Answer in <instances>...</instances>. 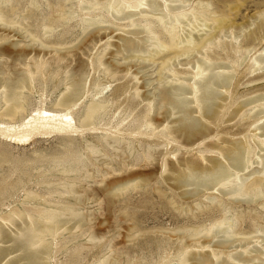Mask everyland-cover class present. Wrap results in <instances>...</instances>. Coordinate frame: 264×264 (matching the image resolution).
<instances>
[{
    "label": "bare ground",
    "instance_id": "1",
    "mask_svg": "<svg viewBox=\"0 0 264 264\" xmlns=\"http://www.w3.org/2000/svg\"><path fill=\"white\" fill-rule=\"evenodd\" d=\"M242 3L0 0V135L17 143L60 135L73 144L82 137L52 159L51 169L108 185V208L161 181L186 204L192 199L196 209H188L185 223L160 231L166 242L179 241L177 264H264V9L237 22ZM90 70L101 78L88 83ZM45 82H58V95L48 107L42 101L29 109L36 84ZM115 82L112 99L99 96ZM124 103L116 126H98ZM75 180H65L59 194L73 203L0 217V264H50L53 242L65 231L86 227L89 241L98 239L95 216L83 207L101 204L97 190L77 188ZM160 186L158 196L167 198ZM175 201L168 202L184 214ZM239 203L253 204V223ZM7 242L13 246L3 247ZM121 258L112 249L97 264Z\"/></svg>",
    "mask_w": 264,
    "mask_h": 264
},
{
    "label": "rangeland",
    "instance_id": "2",
    "mask_svg": "<svg viewBox=\"0 0 264 264\" xmlns=\"http://www.w3.org/2000/svg\"><path fill=\"white\" fill-rule=\"evenodd\" d=\"M240 1L243 3L236 18L237 22H242L257 11L264 9V0ZM259 22L260 20H258L257 23ZM255 27H253V29ZM258 32H260V30ZM261 34H264L262 29ZM242 39L243 37L241 40ZM258 42L259 40L256 41V43ZM94 52L95 50L93 51V54ZM247 64L248 61H246L239 70L245 71ZM93 77L101 78V75L99 76L98 73H94L93 70H90L88 83ZM251 78L250 75L243 78L242 83ZM144 79H146V77ZM117 83L118 82L112 83V85L99 96L112 99V88ZM57 84L58 82H56V85L51 82H45L42 84L37 83L35 94L31 95V98L29 99V109H35L42 101L45 106L49 105V103L58 95ZM132 84L133 83H131V85ZM244 87L245 86H241L240 88L242 89ZM40 95H42V99H39ZM129 95L130 93H127L126 96L129 97ZM123 99L124 97H121L120 101ZM116 101L118 100H114V105ZM125 105L126 103L123 104L115 117L111 116V112L103 120L98 121V126L101 128L116 126L120 112ZM141 107L142 105L137 106L133 114H135ZM132 117L133 116L126 119L121 126H126L131 121ZM101 131L102 129L97 132L100 133ZM86 136L88 140L93 141V135L87 134ZM95 141L96 140L94 139V142ZM82 142L83 138L80 136L77 137L73 144H70L63 136L45 135L17 143L10 138L0 135V217H5L11 211L17 209H21L28 214L36 215V212L44 206H47V204L59 205L64 202L73 203V201L68 200L66 196L63 197L59 194L62 190L61 185L65 180L74 181L77 177H64L58 171L59 168L58 170L51 169V161L55 157H61L65 148L68 146L76 147ZM160 171L161 170L159 169L157 178L159 177ZM97 179L101 180V177L97 176ZM89 180L90 182H88ZM75 181V183H78L77 188L82 189L85 187L88 189L91 187L93 190H97L96 193L101 204L99 205L98 202L88 201L86 203L87 205H84L83 207L85 213L93 212L95 216L91 231L96 234L98 239L96 241H89L88 235L90 231L86 227L83 228L82 231H65L63 234L58 235L53 242L50 264H97L101 259L110 255L112 249L120 250L122 257L121 264H134V262H131L133 261L132 259L139 256L140 258H138V260L140 261H137L138 263L136 262L135 264H177L176 258L179 256V241L174 237L170 242H166V237L164 235V237H162L160 231L173 229L176 226H182L185 223L186 216L191 214L188 213V209H196L194 208V203H191L192 199H189L186 204V199L178 198V195L170 190L165 182L160 180L161 182L157 183L158 185L153 182L151 185L152 187L150 186L148 190H131L127 192L129 195L125 193L118 199L115 198L114 205L108 208V197L106 196V191L110 189L108 185L104 187L100 183L96 184L95 181L92 182L93 180L89 178L82 180L76 179ZM156 186H160L162 190L167 191V198L158 196L159 193L155 190ZM27 193L35 197V199L26 200ZM170 197L171 199L173 198L174 201L176 200L175 203L178 202L176 206H180L179 208H187L185 209L186 211L184 214H180L179 211L174 210L175 208L168 202ZM238 205L241 206V210H243L246 215V223H253L247 216L250 212L254 214V211L247 209L253 204L239 203ZM124 212H127L131 218H134V221H127ZM193 212L195 213L196 211ZM182 219L183 221H181ZM4 228L10 237L14 238L17 236L16 227L8 224L7 226L5 225ZM130 228H135L133 229L135 231L133 237H130V233H132L129 230ZM135 235H137V237ZM159 237L162 238L159 239ZM145 239H147V241H145ZM154 239H157V241L155 240V243ZM162 240L164 242H162ZM107 245L112 249L110 250ZM156 245L158 247L160 246V251H158V249L155 251V248L157 247ZM2 246H13V242H7ZM145 247L146 249L148 247V249H144ZM22 252L23 249L17 250L8 258H14L17 255L22 254Z\"/></svg>",
    "mask_w": 264,
    "mask_h": 264
}]
</instances>
